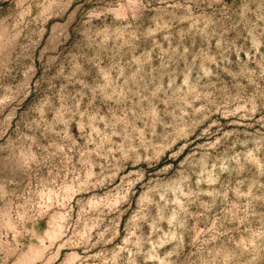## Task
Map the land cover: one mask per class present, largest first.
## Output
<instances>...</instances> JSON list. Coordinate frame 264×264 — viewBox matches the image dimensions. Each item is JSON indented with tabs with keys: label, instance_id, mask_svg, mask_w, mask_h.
I'll return each mask as SVG.
<instances>
[{
	"label": "rangeland",
	"instance_id": "rangeland-1",
	"mask_svg": "<svg viewBox=\"0 0 264 264\" xmlns=\"http://www.w3.org/2000/svg\"><path fill=\"white\" fill-rule=\"evenodd\" d=\"M0 264H264V0H0Z\"/></svg>",
	"mask_w": 264,
	"mask_h": 264
}]
</instances>
